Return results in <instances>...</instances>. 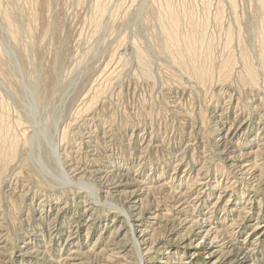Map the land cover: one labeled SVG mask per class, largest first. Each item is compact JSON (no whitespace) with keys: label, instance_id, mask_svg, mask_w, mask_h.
<instances>
[{"label":"rangeland","instance_id":"1","mask_svg":"<svg viewBox=\"0 0 264 264\" xmlns=\"http://www.w3.org/2000/svg\"><path fill=\"white\" fill-rule=\"evenodd\" d=\"M0 128V264H264V0H0Z\"/></svg>","mask_w":264,"mask_h":264},{"label":"bare ground","instance_id":"2","mask_svg":"<svg viewBox=\"0 0 264 264\" xmlns=\"http://www.w3.org/2000/svg\"><path fill=\"white\" fill-rule=\"evenodd\" d=\"M2 125H3V124H2ZM2 127H3V126H2ZM0 129H1V128H0ZM5 131H6V130H5ZM0 132H1V130H0ZM0 134H1V133H0ZM71 182H72V180H71ZM86 182H87V181H86ZM86 182H85V183H86ZM73 183H74V182H73ZM78 183H79V181H78ZM81 183H82V182H81ZM126 217L131 219V215H130L129 213L127 214ZM131 225H132V223H131ZM133 236H135V234H134Z\"/></svg>","mask_w":264,"mask_h":264}]
</instances>
